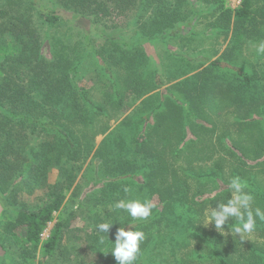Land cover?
<instances>
[{
  "label": "trees",
  "instance_id": "1",
  "mask_svg": "<svg viewBox=\"0 0 264 264\" xmlns=\"http://www.w3.org/2000/svg\"><path fill=\"white\" fill-rule=\"evenodd\" d=\"M56 3L91 23L123 29V34L132 32L133 38L102 39L97 48L88 41L72 42L69 33L60 40L50 30L61 19L57 15L38 13L47 29L43 33L35 22L31 0L1 1L0 203L14 213L3 223V237L8 233L13 238L0 234V263L60 264L58 257L69 252L62 237L73 213L56 220L45 241L41 242L40 234L61 209L63 191L71 187L89 159L87 169L95 175V183L100 181L91 192L92 202L103 207L102 222H113L108 239L114 242L120 227L145 234L135 264H264V242L249 241L245 246L240 238H224L212 227L194 224L208 206L216 209L226 202L227 185L233 176H240L244 158L256 160L264 155V125L258 133L249 129L254 108L264 118V91L244 96L249 75L237 76L235 86L242 97L201 72L182 79L158 76V68L149 69L144 51L145 42H156L158 36H184L187 31L179 27H189L202 13L192 12L189 0ZM221 15L226 28L233 24V35L248 33L264 41V2L258 6L256 0H242L240 7L224 9ZM247 24L250 27L243 28ZM231 41L227 57L237 48ZM87 60L92 61L97 76L90 87L80 84ZM210 65L232 66L222 58ZM174 80L164 93L160 91ZM179 89L185 96L174 92ZM146 95L145 114H126L130 100ZM228 99L236 106L234 120L219 130L215 113ZM231 128L235 134L229 132ZM97 135H103L98 144ZM187 135L191 137L186 139ZM53 167L58 169V178L49 184L47 176ZM225 175L228 181L222 188L219 182ZM263 185L256 180L248 187L259 194ZM147 186L155 191L162 210L153 208L149 218L133 220L113 208L121 199H139ZM133 187L139 191L134 193ZM37 189L47 190L41 205L29 208L18 200L20 193L32 194ZM90 200L79 203L78 209ZM261 223L258 220L256 225ZM99 236L106 234H95L82 248L93 255L88 264H117L110 252L105 253L106 247L98 244ZM191 241L194 245L189 248ZM40 246L43 257L36 259Z\"/></svg>",
  "mask_w": 264,
  "mask_h": 264
},
{
  "label": "rangeland",
  "instance_id": "2",
  "mask_svg": "<svg viewBox=\"0 0 264 264\" xmlns=\"http://www.w3.org/2000/svg\"><path fill=\"white\" fill-rule=\"evenodd\" d=\"M31 1L34 9V12L32 11V13L35 15V22L37 23V27L41 28L43 33L47 29L45 25H42V17L40 18L38 16L39 12H42L43 14L45 13L46 15H57L61 18L60 21L55 24L56 27L50 29L58 36H55L57 39L62 40L66 37L67 33H69L71 35L70 38L72 42H79V40H82V42L88 41L91 42L90 46L92 48H97V46L102 43V39H120L122 35L125 36L121 39L130 40L133 38L131 35L132 32L123 34V29L107 27L106 25L100 23L94 24L91 23L89 19L87 20L85 18H81L72 11L64 10L57 5L56 0ZM189 2L190 7H192V12L199 11L202 13V17L199 18L197 22H194L193 24L191 23L189 27H185L183 29L179 27L182 31H187L184 36H158V41L156 42H145L144 51L149 60V69L158 68V76H181L177 79L188 78L189 76H193L194 74L201 72V76H210L211 79L219 85H226L230 93L236 94V92H239V97H242L243 92L241 90H237V87L235 86L236 83H239V81H237V76L242 77L249 75L248 78L250 79V82L246 85L247 90L244 96H251L253 93L256 95L258 92L264 91V89H262L264 85V56H258L256 54V46L259 42H261V40L255 39L248 33V35H245L234 32L233 35V24L226 28V22L221 15L222 10L224 9L234 11L240 7L236 1L189 0ZM256 2L258 6H261L264 0H256ZM247 25L243 28L250 27V25ZM231 39L236 43L235 45H237V48L233 54H230V56L227 57L225 55L229 54L227 53V49L230 47V42H232ZM217 58H222V61L232 65L233 67L219 66V68H213L210 65V62ZM90 62L92 61L87 60L82 66L83 78L81 79L80 84L86 87H90L91 85L93 86L97 82V76L91 69ZM232 68H236V70H233ZM147 76H149V74ZM173 83H176V81L174 80L167 83L165 86L160 88V91L164 93L165 87L167 88ZM174 92L180 96H185L183 91L180 89ZM147 96L148 95L143 96L137 100L134 98L133 100H130L126 114H134L136 112L135 117L145 114L149 106V102L147 100L144 101ZM226 101L227 100H224L220 110H217L215 113L219 116L218 118L220 120V122L217 123L219 130L224 127L226 128L227 124H231V121L234 120L232 113L234 109H236V106L234 107L231 105L229 99L227 101L228 103ZM254 110V115L250 117V119L254 120V122L251 123L249 129L258 133L263 131L264 123L262 120L264 118L258 115V110L256 108H254ZM243 113L245 112H240V114ZM215 114H210L211 121L215 120ZM151 120L152 119L149 118V121ZM246 121H249V119ZM207 126H209V124H207ZM229 132L235 134V130L233 128H231ZM189 137H191V135H187L186 139ZM102 138L103 135H97L95 137V142L97 144L100 143ZM223 152L224 151H222V154ZM185 154L186 153L184 152L183 156L186 157ZM244 159L245 163L244 166L241 167L239 174L242 180H244L247 185L256 180H262L264 184V155L256 160L247 158ZM250 166L251 168H248ZM88 167L89 159L80 168V171L77 173V177L71 187L63 191L64 201L61 209L54 212L52 221H50L45 228L48 237L56 220L65 217L69 212L73 213L69 222V228L67 231L65 230L62 237L64 238L63 244L68 247L69 252H66L63 256L58 257L60 264H88V261L93 258L91 253H86L85 251L82 252V248L86 245L88 239L93 240L95 234H97L95 231V225L102 222L100 217L103 215L104 209L102 206H95L92 202L91 192L94 190V185L95 188L100 186V181L97 183L94 182L95 175L90 173V168L87 169ZM57 178L58 169L53 167L49 170L47 181L49 184H54L56 183ZM225 181H228L227 175L224 176L223 181L219 182L218 180L222 188H225L227 185ZM132 189L134 193L139 191L134 187ZM246 190L250 191L254 196L253 208L260 207L262 209L264 206V185L259 194H254L251 187H248ZM46 192L47 190L45 189H37L32 194L20 193L18 200L21 203L23 202L24 206L34 208L43 203ZM141 192L145 194L140 195L139 199L137 198L138 200L142 202L148 201L154 205L153 208L156 210H162L163 205L159 202L158 196L151 187L147 186L143 188ZM207 195L210 196L209 194ZM87 199L91 200L87 202V205H84L82 209H78V204L84 203V200ZM13 213L14 212L11 210L4 209L0 203V234H2V238H13L10 235L8 236V233H6V236L3 237V223L10 220ZM258 220L259 219H257V221ZM231 223L232 218H229L224 225L225 233L222 234L227 236L224 238H231V236L239 238L238 236L228 233V226ZM256 226L257 229H255L250 236L245 238L243 242L245 246L249 241H256L258 244L264 242V222ZM207 227L214 228V224H209ZM174 236L176 237L177 235L175 234ZM47 237L41 238V242L45 241ZM181 240L185 242L186 238L183 237ZM193 245L194 242L191 241L189 248ZM11 249L13 250V248ZM13 253L14 252H12V254ZM76 253L79 254V257H75L74 254ZM2 255L3 251L0 248V257H2ZM42 257L43 247L40 246L36 252V259H41ZM67 258L68 260H66Z\"/></svg>",
  "mask_w": 264,
  "mask_h": 264
},
{
  "label": "clouds",
  "instance_id": "3",
  "mask_svg": "<svg viewBox=\"0 0 264 264\" xmlns=\"http://www.w3.org/2000/svg\"><path fill=\"white\" fill-rule=\"evenodd\" d=\"M256 54L264 56V41L259 42L256 46ZM247 188V183L240 176H233L228 184L230 195L226 202L219 203L216 209L208 206L202 217L195 219L194 224H202L205 227L214 224L215 230L225 233L224 225L229 218H232L235 223L229 224L228 233L238 236L244 241L255 231L257 219L264 222V210L260 207L253 208L254 196L246 190ZM124 190L125 192L129 191L127 188ZM153 207L154 205L150 202H142L138 199H121L113 205L114 209L126 212L133 220L149 218ZM112 223L106 219L95 225L97 233L106 234V237L99 236L98 244L106 247L105 253L110 252L117 264H135L140 253V244L145 239L144 232L139 229L129 228L126 230L124 227H120L115 233L114 242H112L107 237ZM108 241L111 243H107Z\"/></svg>",
  "mask_w": 264,
  "mask_h": 264
},
{
  "label": "built area",
  "instance_id": "4",
  "mask_svg": "<svg viewBox=\"0 0 264 264\" xmlns=\"http://www.w3.org/2000/svg\"><path fill=\"white\" fill-rule=\"evenodd\" d=\"M235 1H236V3H237L239 6L241 5L242 0H235ZM40 237H41V238L47 237V234H46V231H45V230L40 234Z\"/></svg>",
  "mask_w": 264,
  "mask_h": 264
}]
</instances>
